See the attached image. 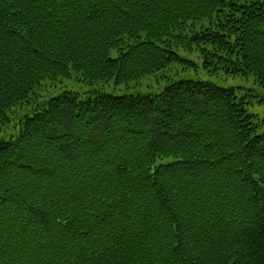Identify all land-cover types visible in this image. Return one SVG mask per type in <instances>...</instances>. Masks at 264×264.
Returning <instances> with one entry per match:
<instances>
[{"label": "trees", "instance_id": "1", "mask_svg": "<svg viewBox=\"0 0 264 264\" xmlns=\"http://www.w3.org/2000/svg\"><path fill=\"white\" fill-rule=\"evenodd\" d=\"M181 52L264 88V0H0V264H264V120Z\"/></svg>", "mask_w": 264, "mask_h": 264}, {"label": "rangeland", "instance_id": "2", "mask_svg": "<svg viewBox=\"0 0 264 264\" xmlns=\"http://www.w3.org/2000/svg\"><path fill=\"white\" fill-rule=\"evenodd\" d=\"M181 56L193 61L195 66H188L187 64H174L170 74L175 77L190 78L195 80H211L216 85L224 88H233L236 91L238 97L247 96L249 112L257 115L260 119L264 120V88L261 87L254 79L253 76L248 77H231L224 74H220L216 77H209L205 70L202 68V59L194 54H187L181 52ZM183 66L185 68H183ZM158 77L152 76L146 78L140 82L131 84L129 89L124 86H115L113 83L102 84L98 83L93 86L78 82L76 79L65 80L62 83H57L56 87H47L46 94H58L62 90L71 91L79 94L82 98L86 96V93L93 88L100 89L105 93H111L114 95L123 94H154L164 86L165 80L162 79L158 82ZM45 96V97H47ZM11 119L9 125L0 126V143L9 140L11 137L16 136L19 132V127L16 126V121Z\"/></svg>", "mask_w": 264, "mask_h": 264}]
</instances>
